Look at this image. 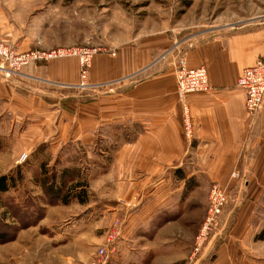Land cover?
<instances>
[{
    "label": "crops",
    "instance_id": "0c3cea01",
    "mask_svg": "<svg viewBox=\"0 0 264 264\" xmlns=\"http://www.w3.org/2000/svg\"><path fill=\"white\" fill-rule=\"evenodd\" d=\"M151 40L145 37L118 48L116 54L93 57L90 81L117 84L106 96L77 98L49 85L79 82L75 57L28 63L20 77L0 75V150L12 149L13 158L25 151L26 166L57 172L67 167L58 168L65 161L66 146L79 154L80 163L89 155L95 158L90 163L96 169L106 158L103 171L97 172L102 173L89 184L101 190L99 200L74 197L75 203L100 205L102 216L94 226H101L103 213L115 217L121 209L117 201H127V246L135 253L136 240L145 238L142 248L157 250L148 264H264V239L254 238L264 225L258 212L259 206L264 208V102L250 118L244 92L236 85L242 69L264 53V29L212 37L185 51L190 66L206 68L209 89L182 98L176 93L172 64L178 45L174 48L168 37L162 43ZM166 51L154 64V57ZM186 108L192 123L189 137L184 129ZM113 140L117 145L111 143L108 150L86 149L93 142ZM48 152L51 160H46ZM15 160L3 173L21 167ZM77 170L78 176L85 175ZM233 170L239 175L231 179ZM79 182L75 189H84L86 181ZM213 183L227 186L230 198L221 214L222 226L196 255L193 236L175 223L159 226L152 237L132 232L138 222L145 226L157 211L180 207L183 201L200 208L194 222H202ZM178 215L171 216L175 220Z\"/></svg>",
    "mask_w": 264,
    "mask_h": 264
},
{
    "label": "rangeland",
    "instance_id": "374dc122",
    "mask_svg": "<svg viewBox=\"0 0 264 264\" xmlns=\"http://www.w3.org/2000/svg\"><path fill=\"white\" fill-rule=\"evenodd\" d=\"M256 29H264V0H0V38L15 52L50 53L58 49L70 51V54L32 62L75 57L80 76L79 57L72 52L81 48L97 49V52L92 54L87 69L86 86H81L80 80L72 85L56 81L49 83L51 87L74 94L77 98L106 96L111 93L110 89L116 90V83L94 84L89 79L92 59L98 53L116 54L118 48L135 45L145 37H150L152 43H162V39L168 37L175 43L174 48L178 45L176 51L179 53L173 59L174 65L179 57H184L185 51L198 42L229 35L235 31ZM159 49L163 51V48ZM166 54L167 51L156 55L158 57H154V64ZM147 68L149 67L140 72ZM155 68L159 69L158 66ZM137 79L138 76L129 81ZM129 84L130 82L126 85ZM111 143L117 145L115 140L93 142L86 149L108 150ZM65 150V161L59 163L58 168L65 165L80 168L85 175H79L81 179L75 180L76 185L80 180L87 183L84 189L73 190V195L76 196L72 195L67 205L49 204L40 187L32 184L31 181L34 175L38 174L39 168L26 166L27 160L18 164L17 160L21 154L13 158L12 149L0 150V175L14 171L15 167L3 173L16 159L15 163L21 165L24 176L14 188L0 195V205L7 204L10 207L8 211L5 206H0V264H88L95 255L97 245L103 243L114 217L105 211L101 226H94L99 225L95 224V221L102 216L100 205L86 207L75 203L74 197L89 202L99 200L101 190H92L89 184L102 173L97 172L103 168V163L106 166L108 160L104 158L102 162L98 161L101 164L96 169V166L90 163L95 159L90 158L91 155L84 157L80 163L79 154L71 147L66 146ZM45 157L46 160L52 159L49 152ZM53 162L48 167L52 168ZM121 199L116 203L121 209L115 217L124 220L126 229L113 249L108 248V257L104 264H148L157 250L142 248L145 238L136 240L135 253L127 246V234L130 231L126 212L128 205H123L127 201ZM188 203L183 201L180 207L175 208L172 205L162 212L157 211L147 226L138 222L133 226L132 232L137 231L152 237L159 226L175 223L188 237L193 236V249L202 222H194V218L199 216L200 208L188 206ZM227 204L228 202L225 206ZM173 212L179 214L175 220L174 216H171ZM258 212L264 216L262 206L258 207ZM221 219L222 215L204 243L211 233L222 226ZM84 233L86 236H83ZM120 242L123 243L121 246Z\"/></svg>",
    "mask_w": 264,
    "mask_h": 264
},
{
    "label": "built area",
    "instance_id": "2783aa9c",
    "mask_svg": "<svg viewBox=\"0 0 264 264\" xmlns=\"http://www.w3.org/2000/svg\"><path fill=\"white\" fill-rule=\"evenodd\" d=\"M96 48H81L73 51L78 55L80 64V85L86 86L87 69L90 59ZM70 54L65 49L54 50L50 53L35 51L30 53H17L0 38V75L6 77L22 76L21 68L29 62L36 60H48L56 56ZM174 78L176 82V93L179 98L189 94L207 91L209 89L206 68L202 65L190 66L185 57H179L173 65ZM236 85L240 87L245 95L244 106L247 115L253 118L264 102V53L259 55L254 63L242 69ZM184 129L186 136L192 133V123L188 116L187 108L184 111ZM28 153L22 152L17 163H24ZM238 172L233 170L231 179L238 177ZM229 190L225 185L213 183L208 192V204L199 232L196 236L193 252L200 251L204 241L207 239L213 226L217 224L225 204L228 202ZM123 205H127L123 203ZM126 223L120 217L113 218L112 223L105 233L103 243L97 245L95 255L88 264H104L108 257V248L113 249L114 244L123 237ZM111 251V250H110Z\"/></svg>",
    "mask_w": 264,
    "mask_h": 264
},
{
    "label": "trees",
    "instance_id": "16d2710c",
    "mask_svg": "<svg viewBox=\"0 0 264 264\" xmlns=\"http://www.w3.org/2000/svg\"><path fill=\"white\" fill-rule=\"evenodd\" d=\"M78 170L74 167H63L59 172L52 169L48 171L45 168H40L38 174L34 175V184L41 186L44 196L48 199L49 204L64 203L67 204L73 195V190L77 186ZM24 179L23 172L19 167L8 174L0 175V195L8 192L14 188L18 183ZM75 194V193H74ZM76 196V195H73ZM5 206L9 211L10 207ZM7 210L4 211L5 214ZM256 240L264 239V225L261 230L255 234Z\"/></svg>",
    "mask_w": 264,
    "mask_h": 264
}]
</instances>
